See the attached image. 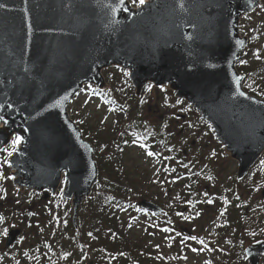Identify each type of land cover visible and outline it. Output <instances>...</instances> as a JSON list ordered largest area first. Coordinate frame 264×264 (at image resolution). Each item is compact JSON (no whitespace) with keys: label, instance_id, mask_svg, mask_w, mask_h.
Masks as SVG:
<instances>
[{"label":"water","instance_id":"95a60500","mask_svg":"<svg viewBox=\"0 0 264 264\" xmlns=\"http://www.w3.org/2000/svg\"><path fill=\"white\" fill-rule=\"evenodd\" d=\"M181 5H183L181 7ZM261 0H0V152L23 137L9 163L22 193L71 201L76 229L98 182L95 148L68 106L86 84L109 88L103 70L129 72L137 97L167 87L210 123L244 178L264 152V99L243 88L236 64L248 45L241 19ZM115 9V11L113 10ZM7 121V123H5ZM143 209L161 212L152 202ZM20 229L11 230L6 246ZM261 264L264 241L246 247Z\"/></svg>","mask_w":264,"mask_h":264},{"label":"rangeland","instance_id":"374dc122","mask_svg":"<svg viewBox=\"0 0 264 264\" xmlns=\"http://www.w3.org/2000/svg\"><path fill=\"white\" fill-rule=\"evenodd\" d=\"M130 1L134 6L139 5L138 3L134 4L133 0ZM240 28L242 35L249 37L250 44L244 51L243 60L240 59L237 66L241 70H255L258 84H260L259 82L264 84V7L245 16L240 23ZM104 75L109 83L113 82L115 85L122 84V81L126 79V74L117 69L106 70ZM255 82L252 78L249 80L250 89L256 88L257 90ZM125 90H128L126 85ZM152 91V89L149 88L147 90L146 88L143 99L150 100ZM156 95L159 101L166 102L169 100V94L165 88L157 89ZM171 99L173 98L171 97ZM119 101L123 102V99L119 98ZM68 110L73 120L88 129L89 137L92 140L97 139V131L101 130L108 133L109 139L112 136H117L115 137L117 146L113 147V144L110 143L107 153L109 156H111V153L115 156L114 161L116 160V163L114 165L118 167V178L121 177L123 185L126 186V188L120 189L123 194L126 193V197L119 199L124 202L129 201L133 205L139 203L144 197L151 196V198L163 202L170 209L173 208L174 214L171 219L180 230L178 234L183 236H174L171 232L160 228L165 219L164 215L150 219L145 215H139L130 210L124 212L116 210L115 207H110L111 209L108 208L109 210L102 212L103 215L113 216L124 229H128L127 234L131 242L135 240V242L140 243L139 246H136L135 242V244L131 243L129 246L131 255L127 256L130 261L135 264H219L221 261L225 263V256L230 258L237 257L236 253L240 250L239 243H242V246L245 247L254 241L264 239V198L260 195L262 190H264V182L262 187L260 183L258 184L259 189L257 191L255 189L250 190V194L254 195V203L253 207L250 204L249 210L247 209L248 216L244 219L247 229L238 243L234 235H229L228 233L223 235L214 230L207 231L209 225L206 224L205 220L209 216V209L205 204L201 205L202 213L200 211L194 213L191 210L189 212L187 209L184 211L185 204H183L182 199L187 198L188 193L191 191L185 186L188 180H181L180 185L178 184L179 188L172 189L171 193H168V190L161 185V167L159 162L146 157L141 150L132 147V145H123L126 117L122 121L113 117L114 114L109 111L106 105L93 98L91 88L80 92L70 103ZM141 115V113H138L136 117ZM117 116H119V113ZM190 118L193 119L190 121L195 120L194 117ZM131 123L132 119L127 125L129 126ZM111 125L113 126V131H110L109 126ZM90 133L94 135L91 136ZM189 133V140L197 139L198 142H201L206 139V137L202 139L204 133L202 129L193 131L192 127H189ZM103 148L105 147L102 145L100 150L102 154L106 153ZM6 149H8L7 152L3 150L0 153V197L2 203L0 213L13 217L10 220L7 219L8 224L6 227L9 225L10 228L20 227L23 229V237L8 252V258L20 257V252L23 254L26 252L27 254L30 251L32 258L26 261H21V258H19L17 264H123L122 256L120 255L124 256L123 252H112L110 249L114 237L108 229L109 222L112 223L113 220L105 224L106 232L90 233L89 214L92 212V201L84 202L79 214V225L83 240L89 250L82 255L75 244L72 230L66 227L67 216L69 214V219L71 210H69V203L62 200L60 196L63 186L58 192L59 197L57 196L55 199L43 204L39 203V197L34 193L21 194L13 188L8 172L9 156L14 149L13 142ZM222 163L225 164L224 166L229 174L236 172V164L230 163L229 160ZM260 167L262 169L260 178H263L264 181V158L260 162ZM106 173L108 171L104 172V174ZM104 185L105 183L101 182V186L103 187ZM199 185L200 187L197 186L195 191L200 197H204V192L207 185H209L208 180L205 179ZM217 206L221 207L220 205ZM14 207L18 208L17 211ZM175 207L178 208L177 212L174 210ZM36 209H45L47 214L45 218L39 217L40 221L36 220L33 222L31 213ZM179 211L183 213H179ZM230 213L232 214L234 211H225L223 209L217 214L225 216ZM63 216H66V218ZM61 227L65 229L63 233H61ZM191 237H196L197 239L193 240ZM5 238L6 235L0 240V255L7 251L4 244ZM180 239H183V242L178 241ZM37 249H40V258L38 257ZM193 249H196V251H193ZM33 254L37 256L36 259ZM37 258H39L38 261ZM5 261L10 262L11 260L0 259V264ZM262 264H264V258Z\"/></svg>","mask_w":264,"mask_h":264},{"label":"flooded vegetation","instance_id":"af4514ba","mask_svg":"<svg viewBox=\"0 0 264 264\" xmlns=\"http://www.w3.org/2000/svg\"><path fill=\"white\" fill-rule=\"evenodd\" d=\"M149 88L153 90L150 100L143 99L146 93L145 89L140 100L130 102L117 116L118 119L120 117V120L127 116L124 122L126 131H123L125 135L123 145H132V147L141 150L146 157L159 162L161 185L168 190V193H171L172 189L179 188L178 184L181 180H188L185 186L191 191L188 193L187 198L182 199L183 204H185L184 211L187 209L189 212L190 210L194 213L201 212V205L205 204L209 209V216L207 220L204 219L206 224L209 225L207 231L214 230L219 234L234 235L239 243L247 229L244 220L248 216L247 209L249 210L250 204L253 207L254 203V195L250 194V190L255 189L257 191L259 183L261 187L263 186V178H260L262 174L260 163L255 164L246 177L238 179V163L226 154L225 149L217 141L212 126L204 123L199 118L198 113L194 112L187 103L171 99V97L173 98L171 91L166 89L169 100L165 102L158 100L157 88L149 86L147 90ZM117 104L119 107L122 106L119 102ZM138 113L142 115L136 117ZM190 117H194L196 121H190L193 120ZM131 119L132 123L128 126L127 124ZM112 125L109 126L110 131H113ZM189 127H192L193 131L202 129L204 131L202 139L204 137L206 139L201 142H198L197 139L189 140ZM111 140H106L104 143L109 145L112 143L113 147H116V139L112 138ZM149 153L153 154L150 155ZM114 159L115 156L112 153L111 156L101 153L99 159L101 170L106 169L107 171L116 172L117 166L114 165L116 163ZM226 160L236 164V172H233V174H229L224 166L225 164L222 163ZM205 179L208 180L209 185H207L204 192L205 196L200 197L195 190L197 186L200 187L199 184ZM119 183L116 180L107 182V185L119 186ZM260 195L264 198V190ZM144 199L161 206L163 210L161 215L165 217L161 229H167L174 236H183L178 234L180 230L171 219L174 214L173 208L170 209L163 202L151 198V196H146ZM223 209L234 211V213L225 216L217 214ZM174 210L177 212L178 208L175 207ZM144 215L150 219L158 216L150 212ZM200 217L202 216L200 215ZM100 223H102L101 220ZM68 224H72L71 217L68 219ZM79 240L82 250L86 252L87 244L83 240L81 232ZM178 241L183 242V239ZM239 244L240 250L236 253L237 257L225 256V263L221 261L219 264H247L245 247L242 246V243ZM37 250L40 251V249ZM38 257H40V254H38Z\"/></svg>","mask_w":264,"mask_h":264},{"label":"trees","instance_id":"16d2710c","mask_svg":"<svg viewBox=\"0 0 264 264\" xmlns=\"http://www.w3.org/2000/svg\"><path fill=\"white\" fill-rule=\"evenodd\" d=\"M246 72H248V70H245ZM244 71V72H245ZM247 77L250 78V72L247 73ZM248 81V80H247ZM126 82H128V80L126 79ZM96 93L98 95H104V93H100L98 91H96ZM259 95L264 96V92H259ZM96 143V142H95ZM115 172L111 171L108 172L107 174H103V181H118L119 186H104L101 189L99 187H97L92 195V198L90 199V202L92 201V212H91V216H90V226H89V231L93 234H96L97 232H106V226L105 224L111 220H113L112 223L109 222V230L112 234V236L114 237V241L110 246L111 251H115V252H123L124 256L122 254L123 257L122 261L124 264H135L134 262L130 261V259L128 258L129 256V246L132 244L136 243V246H139L140 243H137L134 241L131 242V239L129 238L128 233V229L127 228H123L121 226V224L118 222V220H116V218H114L113 216H106L103 215V218L99 217V213L102 212H106V210H109L108 208H113L115 207L116 210H122L123 212L128 210V208H132L128 203L123 202V200H119V198L122 197H126V193H122L120 191V189H123L122 187V180L121 177L118 178V173L114 174ZM116 176V177H115ZM110 208V209H111ZM44 214V215H43ZM47 214V210L44 209H36L31 213V219L33 222H35L36 220H39V217L45 218ZM0 216H2L4 219L2 221H0V240L4 238V230L8 228V226L6 227V225L8 224L7 219H11L13 217H10V215L7 214H3L0 213ZM100 219L102 221V223H100ZM104 221V223H103ZM71 230L73 231V235L76 237V243L78 245V247H81L79 242L80 240L78 239V236L80 234L79 232H75L73 227H70ZM64 229V228H63ZM101 229V230H100ZM63 231V230H62ZM108 231V230H107ZM23 237V236H22ZM135 242V243H134ZM8 252H5L4 254L2 253L0 255V259H10L11 261H5L3 264H17L19 258H21V261H26V260H30L32 258V253H27L26 252L23 254L20 252V257L16 256V257H10L7 258ZM127 257H126V256ZM131 255V254H130ZM18 257V258H17ZM34 257V256H33ZM17 259V261L14 262V260Z\"/></svg>","mask_w":264,"mask_h":264},{"label":"snow or ice","instance_id":"6c2138e0","mask_svg":"<svg viewBox=\"0 0 264 264\" xmlns=\"http://www.w3.org/2000/svg\"><path fill=\"white\" fill-rule=\"evenodd\" d=\"M147 2V0H133V3L136 4L138 3L139 5H144ZM121 3H123V0H121ZM183 5H181L182 7ZM115 11V9H113ZM5 123H7V121H5ZM23 140V137L21 136H16L15 139L13 140V147L15 148L16 146H18ZM4 151H8V149H4ZM150 155H152L153 153H149ZM4 218L2 216H0V221H2ZM165 231H167V229H165ZM4 234L7 235V229L4 230ZM191 239L195 240L197 239L196 237H191ZM193 251H196V249H193Z\"/></svg>","mask_w":264,"mask_h":264}]
</instances>
